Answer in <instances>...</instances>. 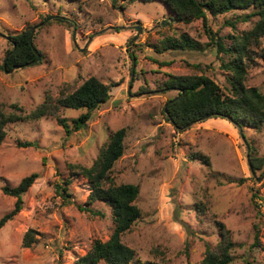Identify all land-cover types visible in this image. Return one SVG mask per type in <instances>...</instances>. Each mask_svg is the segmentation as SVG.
<instances>
[{
    "label": "rangeland",
    "instance_id": "obj_1",
    "mask_svg": "<svg viewBox=\"0 0 264 264\" xmlns=\"http://www.w3.org/2000/svg\"><path fill=\"white\" fill-rule=\"evenodd\" d=\"M249 12L229 11L206 25L202 19L170 21L162 2L0 0V102L7 113L29 114L46 93L56 96L65 83L79 86L91 76L112 85L110 100L94 111L87 127L72 134L52 117L5 127L0 219L16 202L3 187H15L35 172L39 177L23 195L22 210L0 229V264H79L94 240L110 238L112 208L103 201L91 204L90 211L79 207L91 193L82 169L94 164L111 132L122 127L127 128L124 154L111 177L116 184L140 186L135 202L142 210L122 237L137 252L130 264H198L220 241L218 222L231 230L233 264H264V162L255 171L249 154L252 145L264 160V126L242 131L226 119L209 118L178 132L164 113L177 92L159 90L169 74H203L229 92L230 72L208 28L229 43L230 35L257 21L237 20ZM28 26L40 59L6 71L9 38ZM184 32L203 49L156 52L165 37ZM256 59L244 84L264 94V59ZM80 113L67 109L61 115L73 119ZM66 179H71L69 197L61 189ZM31 230L34 241L25 247Z\"/></svg>",
    "mask_w": 264,
    "mask_h": 264
},
{
    "label": "trees",
    "instance_id": "obj_2",
    "mask_svg": "<svg viewBox=\"0 0 264 264\" xmlns=\"http://www.w3.org/2000/svg\"><path fill=\"white\" fill-rule=\"evenodd\" d=\"M116 5L117 0H112ZM134 1V0H132ZM144 2H162L169 9V20L178 23H191L202 19L207 25L210 17L233 10H250L238 16L237 20L249 21L257 17V21L249 30L230 35L229 43L225 36L208 28L212 45L223 54L222 65L230 72L229 82L232 85L229 92L206 75H173L161 82L159 90H176L177 94L170 98L164 113L168 122L175 130L183 132L191 124L209 118H223L232 122L237 128L245 131L248 128H262L264 126V94L257 87L247 88L244 84L249 68L257 64L256 57L264 59V0H141ZM236 26L235 21H228ZM33 28L28 26L20 32L10 36L11 49L8 50L4 64L6 71L14 67H24L37 62L36 46L34 44ZM156 52L166 50H202L200 42L187 33L178 36L165 37L161 45H157ZM136 58V56L134 55ZM228 60H227V59ZM226 59V60H225ZM112 85L96 76H91L82 84L76 86L65 83L56 96L46 93L40 103L29 114L7 113L0 102V143L6 137L5 127L10 123L41 118H56L67 134L87 127L94 111L107 103L111 98ZM19 109L17 105L14 106ZM67 109L80 110L81 113L69 119L61 114ZM127 128L122 127L111 132L108 142L100 149V153L91 167H84L82 174L90 181L91 193L86 203L80 207L90 211V205L96 201L107 203L113 211L115 228L106 241L96 239L91 249L79 258V264H130L135 260L137 252L126 245L123 235L130 231L141 218L142 210L136 204L140 194V186L133 183L116 184L111 177L116 161L123 156ZM21 146L34 145L32 142H21ZM251 146L250 156L253 169L261 170L264 160L254 154L255 147ZM253 149V150H252ZM207 164L209 158L198 154ZM38 173L24 177L21 182L11 187L6 184L4 192L16 198L15 208L0 219V229L14 218L23 208V195L35 183ZM66 179L61 187L63 196L69 197V184ZM220 241L212 248L208 247L204 258L198 264H233L234 241L227 226L218 222ZM32 230L25 235L24 246L30 247L34 241ZM30 234V235H29ZM260 242L256 236V245Z\"/></svg>",
    "mask_w": 264,
    "mask_h": 264
},
{
    "label": "water",
    "instance_id": "obj_3",
    "mask_svg": "<svg viewBox=\"0 0 264 264\" xmlns=\"http://www.w3.org/2000/svg\"><path fill=\"white\" fill-rule=\"evenodd\" d=\"M35 52L37 53V60H39V59H40V54H39L38 50L35 49ZM17 68H19V67H14V68L12 69V71H13L14 69H17ZM165 110H167V105H165Z\"/></svg>",
    "mask_w": 264,
    "mask_h": 264
}]
</instances>
